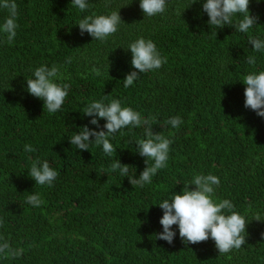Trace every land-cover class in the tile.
Masks as SVG:
<instances>
[{"label": "trees", "instance_id": "16d2710c", "mask_svg": "<svg viewBox=\"0 0 264 264\" xmlns=\"http://www.w3.org/2000/svg\"><path fill=\"white\" fill-rule=\"evenodd\" d=\"M15 2L17 34L8 42L0 32V238L19 254H0V264H264V118L244 107L242 84L247 74L264 71V52L249 44L250 38L264 40V0H250L258 20L247 33L235 27L242 14L230 26H209L206 0H167L166 12L153 17L143 15L139 0H87L85 12L71 0ZM114 10L124 24L106 41L80 34V19ZM6 17L0 9V25ZM138 38L153 41L167 62L124 87L134 71L128 46ZM248 56L256 57L255 65ZM41 65L58 66L55 82L70 85L54 114L26 90ZM113 99L145 119L155 117L153 134L172 140L167 166L143 187L110 166L119 160L138 178L153 165L137 153L145 126L109 137L116 149L111 157L102 146L80 151L69 142L84 126L106 131V121L99 119L97 128L84 108ZM175 116L183 121L178 128L166 123ZM25 145L35 151L26 152ZM36 160L59 173L52 186L29 177ZM196 174L217 176L214 200L230 201L245 216L240 249L219 254L211 238L185 244L176 225L171 245L156 239L163 231L158 205L181 194ZM29 194L43 203L31 206Z\"/></svg>", "mask_w": 264, "mask_h": 264}, {"label": "clouds", "instance_id": "9594fccd", "mask_svg": "<svg viewBox=\"0 0 264 264\" xmlns=\"http://www.w3.org/2000/svg\"><path fill=\"white\" fill-rule=\"evenodd\" d=\"M196 2L197 0H193L190 5ZM71 4L81 12L87 11L89 7L87 0H71ZM249 5L250 0H206L202 4V11L208 16L209 26L218 28L232 25L234 17L242 14V19L236 20L235 27L237 31L247 33L254 25H257L258 20L257 16L250 14ZM139 7L144 16L153 17L166 12L167 0H139ZM0 9L7 11V17L0 25V32L6 34L7 41L11 42L17 34L18 5L15 0H0ZM119 10H114L109 15H88L80 19L77 25L80 34L87 33L93 40L106 41L118 31L119 25L123 23ZM249 44L253 51L264 52V40L250 38ZM128 51L131 52V66L134 71L125 76L124 87L132 86L138 74L158 70L167 62V58L161 56L155 43L144 38H138L130 43ZM246 62L249 65H255L256 57L248 56ZM93 71L97 75L100 74L97 69ZM59 76L58 66L53 65L49 68L41 65L34 70L33 78L26 80L27 92L42 100L43 109H47L50 114L61 109L70 87L68 84L56 83ZM242 84L245 86L244 107L264 118V71L247 74ZM84 116L93 117L90 123L97 128L100 127L98 120H105L103 129L106 131L90 130L84 126L77 133H73L69 139L70 144L80 151H88L92 145L102 146L103 152L109 157L113 156L116 151L109 137L124 128L145 126L146 139L136 141L137 153L141 157L153 160V165L151 167L146 165L138 178L129 175V170L134 168L121 165L119 160L110 166L111 171L119 170L121 176L127 177L130 185L143 187L151 183L157 171L167 166L172 140L160 133L153 134L152 125L156 123L155 117L145 119L132 108L122 107L118 99H113L108 104L103 101L91 102L84 108ZM182 122L179 116L171 117L166 121L172 128H178ZM24 150L26 152L35 151L31 145H25ZM28 175L37 185L52 186L59 173L51 168L46 160L43 162L36 160ZM219 184L220 180L217 176L196 174L189 183L184 185L181 194L175 193L171 200H163L158 205L163 210L159 221L163 231L156 234V239L164 240L171 245L176 235L171 229L173 225H176L179 237L185 244H197L211 238L219 254L240 249L246 243L248 222L245 216L234 210V205L230 201L216 202L214 200L215 187ZM189 185H194V190H189ZM26 202L33 207H38L43 203L38 194H29ZM225 211L230 214H225ZM256 221H259V216ZM0 240H2L0 254L6 257H16L19 254V250L13 249L7 240L2 238Z\"/></svg>", "mask_w": 264, "mask_h": 264}]
</instances>
